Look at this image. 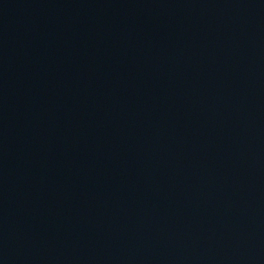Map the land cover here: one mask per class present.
Masks as SVG:
<instances>
[{
  "label": "water",
  "instance_id": "95a60500",
  "mask_svg": "<svg viewBox=\"0 0 264 264\" xmlns=\"http://www.w3.org/2000/svg\"><path fill=\"white\" fill-rule=\"evenodd\" d=\"M0 264H264V0H0Z\"/></svg>",
  "mask_w": 264,
  "mask_h": 264
}]
</instances>
